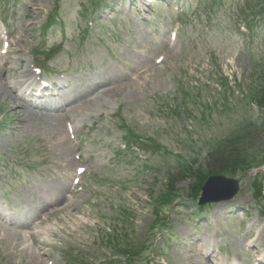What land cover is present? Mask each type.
Segmentation results:
<instances>
[{
    "label": "rangeland",
    "instance_id": "1",
    "mask_svg": "<svg viewBox=\"0 0 264 264\" xmlns=\"http://www.w3.org/2000/svg\"><path fill=\"white\" fill-rule=\"evenodd\" d=\"M150 1L0 0L10 41L0 85L4 76L11 83L26 70L32 76L31 64L48 59L50 70L76 86L77 98L66 115L52 113L53 125H43L24 123L28 115L0 96L2 205L24 207L31 219L56 198L53 208L62 207L41 212L46 219L34 230L51 225L54 233L36 246L25 239L26 230L0 225V264H98L110 254L123 264L134 248V263L204 264L200 248L221 247L233 257L239 252L237 259L245 261L251 248L240 252L233 248L237 241L247 246L253 238L264 246V218L251 188L253 176L264 177V165L235 176L237 194L204 210L206 219L195 211L194 177L184 171L208 169L207 157L221 142L249 154L264 148V107L248 100L264 76L262 4ZM246 15L250 37L239 30ZM46 19L54 22L44 30ZM170 31L177 33L175 42L168 41ZM104 77L106 93L98 88L84 101L78 97L81 82ZM67 122L76 126L71 138ZM127 127L143 150L115 157ZM77 166L85 172L75 186ZM165 188L175 191L157 212L155 198ZM109 241L128 253H113ZM24 244L46 252L45 261L23 250Z\"/></svg>",
    "mask_w": 264,
    "mask_h": 264
},
{
    "label": "bare ground",
    "instance_id": "2",
    "mask_svg": "<svg viewBox=\"0 0 264 264\" xmlns=\"http://www.w3.org/2000/svg\"><path fill=\"white\" fill-rule=\"evenodd\" d=\"M147 1H150V0H147ZM6 62H7L6 59L2 60V63H1L2 64V70H0V75H1V72L6 70L5 69ZM138 70H140V69H138ZM30 74L31 73H30L29 70L24 71L22 73V75L20 76V78L18 80H16L15 82H13V83H11L9 80H6L7 78L4 76V78H3L4 82L0 85V96L6 97V98H10L11 102L15 104L17 112L24 111V113H26V115H28V120L26 119L27 117L25 119L24 118L22 119V121L24 123L25 122L37 123V122L40 121L39 124L53 125V124H51V119L50 118L57 119V117L52 115V114H50V113H48L49 111H53L52 107H49L48 105L37 107V106L33 105L32 102L29 99H27L22 92H20L18 90V87H20V86H23V89H26L27 87H31V86L34 85L33 80H31L32 76ZM67 78H68V76L63 78L61 81H56L58 83H55V85L60 87L59 88L60 97L61 96L62 97H66L68 95L69 96L72 95L71 96V100L66 102V105L71 106L72 103L77 99V98H75V96L73 94V92H76V86L73 87L72 85H70V83L67 81ZM28 81H30V82L28 83ZM105 81H106V78L104 77L103 80H97V81L96 80H90L89 82H85V81L81 82V83H83V86L85 88L83 89V92L81 91L82 93H80V94L77 93L78 97H80V99H83V101H84V98H85V100L88 98L89 93L93 94L98 88L101 89L100 90L101 91L100 95L102 96L103 92L106 91L105 89H107V82H105ZM62 87H65V89H62ZM15 90H17V92H15L16 95H14V91ZM58 95L59 94L57 93V96ZM46 99H47L46 96H41V100H46ZM58 101H59L58 99H55V102H58ZM51 102H52V100H51ZM65 115H66V113H65ZM53 122H56V121L53 120ZM38 210L44 211V210H48V208H44V205H41V206L38 207L37 211ZM38 222L39 221L34 223L33 227L30 228L31 229L30 232H27V234L29 235V236L28 235L27 236L29 238L26 237L25 235H23V238L26 237L25 239H30V240L32 239L33 240L32 245H35V246L37 245V242H48V240H49L48 236H50L49 234H51L53 232V230H54L52 228H48L51 225H44L43 227L40 226L41 228L39 230H34V228L38 224ZM42 228H44V229H42ZM48 232H49V234H47ZM69 234H71V233H69ZM234 245H235V248L237 250L241 248L239 241H237ZM31 248L32 247H31L30 244H24L23 250L29 251L30 254H32L34 257L40 259V261H41V258H42V260L45 261V258L42 257V253L35 252V250L33 248L32 249ZM200 257H201V254H200ZM201 259H198V260L201 261ZM232 264H235V262L232 263Z\"/></svg>",
    "mask_w": 264,
    "mask_h": 264
},
{
    "label": "trees",
    "instance_id": "3",
    "mask_svg": "<svg viewBox=\"0 0 264 264\" xmlns=\"http://www.w3.org/2000/svg\"><path fill=\"white\" fill-rule=\"evenodd\" d=\"M260 102L264 105V85L261 89ZM261 126L264 129V121ZM235 150L234 147H231L229 140L228 142L218 144L208 155L207 162L209 168L204 172H201L202 170L192 172L188 166H184V171L192 174L194 177V182L190 186V191L192 193L197 192L208 174H232L238 169H243L245 166H249L253 159L250 157V154L243 148L239 149L240 152H236ZM172 179L173 177H169V180ZM172 182L173 181H169L170 185L173 186ZM164 197L170 198V194L165 195ZM131 254L132 257L137 256L135 248L134 251L132 250Z\"/></svg>",
    "mask_w": 264,
    "mask_h": 264
},
{
    "label": "water",
    "instance_id": "4",
    "mask_svg": "<svg viewBox=\"0 0 264 264\" xmlns=\"http://www.w3.org/2000/svg\"><path fill=\"white\" fill-rule=\"evenodd\" d=\"M236 190L234 182L221 176H210L202 186L201 202L230 197Z\"/></svg>",
    "mask_w": 264,
    "mask_h": 264
},
{
    "label": "snow or ice",
    "instance_id": "5",
    "mask_svg": "<svg viewBox=\"0 0 264 264\" xmlns=\"http://www.w3.org/2000/svg\"><path fill=\"white\" fill-rule=\"evenodd\" d=\"M81 171H83V170L81 169Z\"/></svg>",
    "mask_w": 264,
    "mask_h": 264
}]
</instances>
